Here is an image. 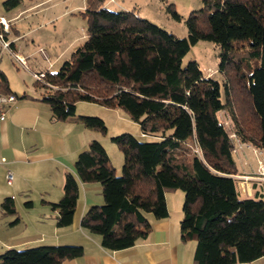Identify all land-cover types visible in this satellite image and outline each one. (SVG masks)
<instances>
[{
  "label": "trees",
  "instance_id": "trees-1",
  "mask_svg": "<svg viewBox=\"0 0 264 264\" xmlns=\"http://www.w3.org/2000/svg\"><path fill=\"white\" fill-rule=\"evenodd\" d=\"M21 2L5 0L3 6L11 11ZM202 2L186 18L188 35L179 37L134 9L111 10L106 0H86V39L58 71L41 72L45 77L35 84L44 88L42 100L56 120L76 117L103 133L105 121L77 115V103L121 108L150 140L130 133L112 137L124 155L120 174L105 146L92 140L78 154L76 174H67L62 198L52 203L58 226L72 224L80 183H98L104 203L85 212L82 228L99 235L107 250L127 249L152 232L149 215H169L166 191L181 189V236L196 241L195 264H245L264 256V193L255 183L252 195L242 194L234 177L242 172L236 138L264 151V0ZM167 10L181 19L173 3ZM0 35L8 40L1 23ZM200 40L219 49L223 92L195 60L183 64ZM0 93H13L2 70ZM2 208L17 212L12 197ZM83 254L75 244L8 248L0 264H62Z\"/></svg>",
  "mask_w": 264,
  "mask_h": 264
},
{
  "label": "crops",
  "instance_id": "crops-1",
  "mask_svg": "<svg viewBox=\"0 0 264 264\" xmlns=\"http://www.w3.org/2000/svg\"><path fill=\"white\" fill-rule=\"evenodd\" d=\"M4 1L0 0V5ZM136 5L139 9L134 10L143 17L141 5ZM16 9L0 14V19L9 25L7 36L12 21L18 16ZM13 48H16L15 43ZM16 55L25 61L22 54ZM41 72L45 71L34 72V75ZM13 93L17 100L7 106L6 115L0 121V254L8 248L75 244L84 247V254L62 264H195L196 241H184L181 236L183 191H166L169 215L163 219L149 215L152 232L127 249L107 250L99 235L82 228L85 212L91 206L104 203L98 183H80L72 224L58 226V211L52 208V203L62 198L67 174H76L74 164L78 154L97 138V131L86 128L76 117L56 120L41 95L20 99L15 90ZM244 151L250 164L244 169L240 167L241 174L234 177L238 179L241 193L252 195L255 183L258 184L252 177L256 159L251 147L246 146ZM9 170L14 174L11 184L7 181ZM7 197L14 199L15 214L3 211L2 202Z\"/></svg>",
  "mask_w": 264,
  "mask_h": 264
},
{
  "label": "rangeland",
  "instance_id": "rangeland-1",
  "mask_svg": "<svg viewBox=\"0 0 264 264\" xmlns=\"http://www.w3.org/2000/svg\"><path fill=\"white\" fill-rule=\"evenodd\" d=\"M106 2L111 10H121V6L139 9L136 5L139 4L143 17L179 37L188 35L186 18L189 13L203 6L202 0H106ZM170 3L175 5L181 19H176L167 10ZM85 9L86 0H22L17 6L15 14L18 16L12 21L11 32L7 36V42L13 41L16 48L4 47V39L0 38V69L6 73L11 88L18 93V98L37 95L44 97V88L35 84L34 72L58 71L71 57L72 52L81 46L86 39L88 27L87 19L83 15ZM4 10L2 3L0 14H4ZM17 53L24 56V62L17 59ZM46 55L49 56V60L45 59ZM190 60H195L204 74L211 70L213 77L220 81L223 92L225 76L219 71V49L213 41L200 40L193 45L183 58L184 66ZM24 94L26 97H23ZM77 105V115L98 116L105 121L108 132H95L97 135L95 140H99L105 146L120 174L124 155L112 141V137L122 133L133 134L142 140H150V137H143L139 123L133 121L121 108H108L90 101H79ZM220 118L231 129L230 119L225 112L220 114ZM87 138L85 136L86 140ZM87 147L88 145L85 148ZM244 154L240 150V154L237 155L238 164L242 169L250 164ZM258 184L264 193V184L260 182ZM178 190L182 191L181 189L173 191ZM248 264H264V256Z\"/></svg>",
  "mask_w": 264,
  "mask_h": 264
},
{
  "label": "built area",
  "instance_id": "built-area-1",
  "mask_svg": "<svg viewBox=\"0 0 264 264\" xmlns=\"http://www.w3.org/2000/svg\"><path fill=\"white\" fill-rule=\"evenodd\" d=\"M0 23L3 25L4 30L7 31L9 29V25L4 19H0ZM0 38L3 39L2 35H0ZM4 47L6 48L9 47V43L5 40H4ZM17 59L20 62L21 61L24 62L20 56H17ZM212 73L213 72L211 70L208 71L209 76L212 75ZM34 76L36 79H43L45 77V74L36 73ZM16 100H17V96L14 93H0V121L4 119L6 115L7 106L16 102ZM231 136L236 138V134L233 131L231 132ZM246 146L251 147L249 145L243 144L242 142L239 141V139L236 138V144L234 148V152L236 153V155L240 154V150L242 153H245L244 148ZM252 150L256 159V169L252 174L253 175L252 177L261 184H264V151L255 147H252ZM196 151L198 152L199 150ZM237 177L242 178L241 176H237ZM244 178L247 179L248 177H244ZM13 179H14V174L12 171L9 170L7 172L8 183L11 184L13 182Z\"/></svg>",
  "mask_w": 264,
  "mask_h": 264
}]
</instances>
